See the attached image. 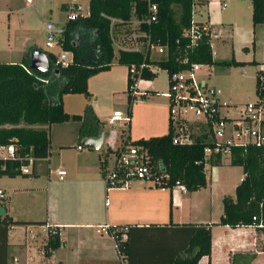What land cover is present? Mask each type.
Wrapping results in <instances>:
<instances>
[{"label": "trees", "instance_id": "obj_1", "mask_svg": "<svg viewBox=\"0 0 264 264\" xmlns=\"http://www.w3.org/2000/svg\"><path fill=\"white\" fill-rule=\"evenodd\" d=\"M149 4L156 5L157 14L155 20L147 24L144 21L148 17ZM196 4L195 0H89L87 14H79L74 20L67 18L58 33L60 49L71 54L67 66L55 64L57 55L45 52L50 60L48 72L30 70L29 55L34 47L27 50L18 63L0 62V146L12 145L15 153L14 159L0 158V178L34 175L32 168L35 161L50 155L49 129L53 124L77 122L79 143L86 138L99 137L103 123L91 105L87 103L80 114H68L63 109L62 96L88 95V79L110 69L115 57L114 42L122 35L127 37L135 32L144 34L150 44L164 48L163 54L150 55L145 51L146 38L140 37L139 41L143 42L141 50L117 49V64L126 67L127 71L132 65L138 66L143 61L167 73L185 71L192 64L215 65L217 62L212 58L208 29L194 45L185 36L192 23L203 26V23L194 20ZM251 7L253 26L263 24L264 0H251ZM133 22L137 24L133 26ZM249 64L260 65L254 60ZM221 65L237 67L243 63L232 57L229 61L221 62ZM140 77L153 80L156 74L147 70ZM262 77L264 71L257 70L255 105L264 107ZM137 78L128 72L126 105L129 120L132 104L136 100L130 86L136 83ZM51 82L58 84L53 99L49 98ZM205 140L204 136H200L192 144L175 145L168 124L167 133L161 136L136 141H131L129 135L121 137L120 147L113 152L118 158L120 151L126 147L141 148L146 152L150 180L157 181L156 187L172 189L181 185L187 192H195L206 186V167L218 166L222 159L220 155H214L205 161L203 150L211 143ZM29 160H32L31 171L21 172V167L27 166ZM229 164L240 167L243 173V178L235 188L234 198H223L222 213L217 223L174 225L185 232L184 251L187 256L184 260L169 257L164 264H199L202 257H209L211 227L214 225L230 228L253 226L257 231L264 232V227H256L252 222V217L264 215V147L248 144L246 147L234 148ZM43 224L45 222L14 221L7 214L0 216V264H7V232L10 227ZM118 228L115 234L120 236L124 227ZM128 232L127 228L125 241L116 240V243L121 259L125 264H132L127 246ZM60 244L57 235L49 234L43 254L50 256Z\"/></svg>", "mask_w": 264, "mask_h": 264}, {"label": "crops", "instance_id": "obj_2", "mask_svg": "<svg viewBox=\"0 0 264 264\" xmlns=\"http://www.w3.org/2000/svg\"><path fill=\"white\" fill-rule=\"evenodd\" d=\"M209 1L195 0L198 4L195 5L194 20L203 23L207 27L210 32V40L212 41L211 28L213 23L221 20V12L227 5L226 3L218 5L219 14L213 17L212 4L209 5ZM199 2H202V4ZM134 24L137 23L133 22ZM124 38L121 36L120 40H115V42H120L117 45H122ZM58 48L59 54L61 49L60 47ZM211 50L212 58L215 61L212 45ZM25 52L26 50L23 49L21 57ZM21 57L16 62L3 63H18ZM257 63L260 64L259 69L264 71V62ZM153 80L143 79L138 84L139 92L142 93L138 97L139 100L136 101L138 105H143L146 103V99L156 93L153 89ZM57 87L58 84L56 82H51L49 85V98L53 99L55 97ZM62 104L64 111L68 114H80L72 113L70 109H66L64 98H62ZM152 107L158 108L157 106ZM93 111L98 119L104 123L95 109ZM131 116L132 118L130 117L128 123L134 120L133 113H131ZM165 120V114L161 110L158 122L164 126ZM58 125L64 124L59 123ZM61 129L64 130L59 129L60 131L54 133V135L50 132V142L57 146L58 157H61L67 148L72 146L69 143L72 138L77 140V131L68 133L65 127ZM110 142V136L104 132L102 145L97 150L86 148V151L82 152V149L78 150L76 148L79 144L75 145V150L79 152L77 154L78 157L73 158L70 162L61 159V167L59 169L65 171L62 179L57 173L59 170L56 172L51 171L49 158H46V161L43 160L46 162L45 167L38 163L40 160L35 161L32 168L34 175L31 177L0 178V180L6 178L12 181L8 190H2L5 194L4 214H7L14 221L45 222L59 226L61 236L60 247L54 250L50 256H45L43 254V246L47 237L41 233L40 225L10 227L7 232V264L14 262L18 264H122L123 261L114 248L113 240L108 235L96 233V226L103 224L128 228L127 246L129 260L132 264H164L169 257L184 260L187 256L184 251L186 246L185 232L174 225L207 224L217 223L218 221L195 222L189 219L186 220L183 214L178 211L174 212L173 208L179 210L185 207L186 203L183 197L186 194L206 193L205 191H208L209 196L213 197V194H218V196H221L222 201L227 196L234 198L235 188L243 178L240 167L231 166L229 164L230 159L224 160L222 158L220 165L206 167V171L208 169L209 172V180L206 176V186L204 188L195 192H182L177 187L171 191H160L161 194L169 192V204L159 202V198L154 197L144 187L132 189H130L131 187L115 188L106 191L101 180L100 191L95 179L100 168L103 167L102 150L105 147L107 150L115 151L121 145H117L112 149ZM113 165L114 162L109 166V170ZM226 166L230 167V169L240 170L237 183H233L231 187L230 177L232 176H228L224 172ZM102 179L104 180V178ZM227 190H233V195H227ZM111 191H117V193L113 194L112 204L110 205L108 195ZM99 194H101L102 198L103 194L106 195L104 203L106 208L102 217L99 216L95 208V206L97 207L96 202ZM17 207L27 214L16 217L14 212ZM195 207V202L190 203L189 213ZM151 225H154V227ZM18 227H22L23 238L18 243H15L11 241V235L15 228ZM34 229H37V232ZM27 238L31 240L27 242ZM13 249H19L20 256L19 259L13 258L11 261L10 258L12 256L9 255V251ZM208 262L210 264H264V232L257 231L253 226L237 228L219 225L212 226L210 256L202 257L199 260V264Z\"/></svg>", "mask_w": 264, "mask_h": 264}, {"label": "rangeland", "instance_id": "obj_3", "mask_svg": "<svg viewBox=\"0 0 264 264\" xmlns=\"http://www.w3.org/2000/svg\"><path fill=\"white\" fill-rule=\"evenodd\" d=\"M89 0H0V62H16L22 55V50H29L36 47L42 51H51L55 55L58 54L59 48L55 46L49 50L45 46V25L52 24L53 30L59 32L63 27L68 12L65 4L68 2L74 3L81 14L88 12ZM251 0H210L209 5L212 4L213 17L219 14L218 5L226 3L221 12V20L214 22L211 28V45L213 49V57L215 65H203L199 76L205 78L209 85L219 88L223 95L228 98L236 107H242L247 103H254L257 100L255 95V76L259 66L249 64L251 61L264 62V23L253 26L251 19ZM208 7V6H207ZM211 10V11H212ZM197 18V17H196ZM200 18V17H199ZM135 26V24L133 25ZM139 35V33H134ZM123 36V35H122ZM128 37L123 36L128 43ZM127 38V39H126ZM118 38V40H120ZM120 44V42H115ZM123 44V43H122ZM114 45L115 57L112 60V65L109 70L102 71L92 76L88 81V95H72L66 94L62 98L65 100L66 109H70L72 113H82L85 105L88 103L92 109L99 114L103 123V133L110 136L112 149L121 144V137L129 135L131 141H136L141 138H149L155 135H163L167 133V98L164 96L167 93V77L165 70L157 68L156 77L153 80V89L155 94L145 100L146 103L138 105L137 98L131 107V113L134 114V120L130 123H125L124 120L108 124L107 120L112 115L113 111L122 112L123 116H127L126 105V76L127 68L117 64L116 50ZM247 49V50H245ZM243 63L242 66H224L221 65L223 61H229L231 58ZM205 74H209L205 77ZM157 106L158 108H153ZM163 110L166 120L164 126L158 122L159 112ZM230 114H235V110H231ZM132 118V116H131ZM66 123V124H65ZM59 124V123H58ZM53 124L49 129V134L58 133L60 130L66 129L77 131L78 123L75 121L64 122V125ZM64 126V127H60ZM60 129V130H59ZM72 146L58 157V148L55 144L50 142V168L52 172H56L61 167V159L70 162L73 158L78 157L75 150V145L79 142L76 138H72L70 142ZM82 144V141L79 143ZM82 146V145H81ZM119 148V147H117ZM116 150V149H115ZM86 148L82 146V152ZM103 162L95 182L98 184L101 191V180L103 181L104 190L106 189L105 178L108 174L109 166L115 161V153L112 150H107L105 147L102 150ZM5 156V151L0 150V158ZM228 160L227 156L223 157ZM46 159H41L39 164L45 167ZM42 161V162H41ZM238 170V171H236ZM132 171V168H130ZM224 172L227 173L231 179L230 187L233 183H237L240 170L230 169L225 167ZM206 176L209 180L208 169ZM104 178V180L102 179ZM12 181L9 179L0 180V189L4 190L10 187ZM129 187L139 188L144 187L148 189L154 197L159 198V202L169 204V192L160 193L159 187L155 186L153 182L146 180H130ZM230 189V188H229ZM227 195H233V190H227ZM206 193L186 194L185 207L174 212H180L187 220L195 222H217L222 213V200L218 194L209 196ZM117 191H111L108 195V202L112 204V196ZM99 194L96 202L97 212L102 217L106 205V195ZM153 197V196H152ZM196 203L194 210L189 213L190 203ZM189 203V204H188ZM107 204V203H106ZM4 199H0V206L4 207ZM193 211V213H192ZM16 217L26 215L19 207L15 210ZM99 217V218H100ZM37 232V229H34ZM22 227L15 228L11 235V241L18 243L23 238ZM31 239L27 238V242ZM18 246V245H17ZM16 246V247H17ZM18 248V247H17ZM19 249L9 251L12 259H19ZM12 264H18L16 262Z\"/></svg>", "mask_w": 264, "mask_h": 264}, {"label": "built area", "instance_id": "obj_4", "mask_svg": "<svg viewBox=\"0 0 264 264\" xmlns=\"http://www.w3.org/2000/svg\"><path fill=\"white\" fill-rule=\"evenodd\" d=\"M68 12L67 18L74 20L78 17L80 10L71 2L65 5ZM87 14V13H86ZM81 14V15H86ZM157 7L155 4H149L148 17L144 22L150 24L156 18ZM114 22V20L112 19ZM45 46L51 50L55 46H60L57 41L58 33L53 30L52 24L45 25ZM207 31L205 25L198 26L194 23L185 32V36L189 38L190 44L194 45L197 40ZM140 37H145V51L151 54L161 55L164 53V48L155 46L149 43L144 34L131 35L128 37V43L125 41L122 45H117L118 49L128 51H139L143 48V42L139 41ZM115 43V42H114ZM49 52V51H46ZM71 61V54L62 51L57 55L55 64L67 66ZM202 64H192L189 69L180 72L167 73V93L164 96L167 98L168 124L172 131V142L175 145L192 144L197 137L204 136L205 141L211 142L210 145L204 147V159L220 155L221 158L231 157L234 148L246 147L248 144L256 147H264V107L247 103L242 107H236L231 101L223 96V92L219 88H215L208 84L205 78L199 76ZM149 71L156 74V67L147 64L145 61L138 66L132 65L128 72L130 76H137L136 83L130 86L131 93L138 98L142 95L139 92L138 84L143 80L140 76L143 72ZM209 74H205L208 77ZM264 81V78H261ZM235 110V114H230L231 110ZM124 120L129 122V118L123 116L122 112L114 111L108 119V124H113ZM78 150L82 149L81 145H77ZM1 151H5V156L2 158L14 159L15 153L12 145L0 146ZM32 167V160H29L27 166L21 167V172L29 173ZM132 168V171H130ZM60 179L65 175L64 170H59ZM150 169L147 165V156L145 150L138 147H126L120 151L119 157L115 158L113 167L109 170L105 185L106 191L115 188L129 187L130 180H150ZM155 185L157 181H151ZM156 186V185H155ZM179 188L182 192L186 189L181 185H176L173 188ZM172 188V189H173ZM165 187H159V190L171 191ZM0 199H5V194L0 190ZM252 222L256 227H264V215L252 217ZM43 235L48 237L49 234L57 235L60 241L59 226L43 224L39 226ZM119 230L116 226L103 224L96 226L97 234L108 235L114 242V248L118 252V241L126 240V230L120 236L116 235ZM119 253V252H118ZM122 264L125 261L122 260Z\"/></svg>", "mask_w": 264, "mask_h": 264}, {"label": "water", "instance_id": "obj_5", "mask_svg": "<svg viewBox=\"0 0 264 264\" xmlns=\"http://www.w3.org/2000/svg\"><path fill=\"white\" fill-rule=\"evenodd\" d=\"M28 67L30 70L36 71L38 73H45L50 69V60L44 51L35 48L30 52ZM57 72L58 71L56 70L55 73ZM103 138L104 133L101 132L98 138H86L82 141L81 145L88 149L97 150L102 145ZM4 212V208L0 207V216L4 215Z\"/></svg>", "mask_w": 264, "mask_h": 264}]
</instances>
